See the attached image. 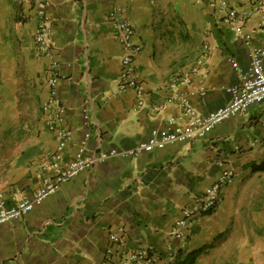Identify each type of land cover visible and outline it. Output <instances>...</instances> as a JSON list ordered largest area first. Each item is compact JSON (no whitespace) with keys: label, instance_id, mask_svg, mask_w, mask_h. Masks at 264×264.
Instances as JSON below:
<instances>
[{"label":"crops","instance_id":"1","mask_svg":"<svg viewBox=\"0 0 264 264\" xmlns=\"http://www.w3.org/2000/svg\"><path fill=\"white\" fill-rule=\"evenodd\" d=\"M16 1L15 36L21 30L25 44L18 52L31 63L25 82L13 65H0V199L8 204L32 196L51 172L57 149L42 109L49 97L48 58L34 42L33 9L23 0ZM229 2L238 10L250 8L248 0ZM5 9L0 0L5 44L0 47L1 60L14 54L4 28ZM47 9L50 40L60 60L63 124L70 132L60 166L99 151L117 153L2 224L0 264H100L109 233L120 225L129 248L148 245L162 252L172 245L177 256L171 264H199L215 241L235 227L244 189L264 176V171L255 169L264 161V102L226 119L204 138L135 156L126 152L178 116L180 109L173 99L177 94L199 114L228 102V88L239 83L232 63L245 70L250 53L264 38L262 13L231 21L210 10L207 1L197 2L183 18L195 46L172 63L162 53L165 20L159 0H49ZM113 10L133 26L134 42L141 46L134 56L135 75L143 88L141 105L133 88L117 89L123 48L105 19ZM186 72L189 84L169 86ZM19 88L30 92V102H22ZM257 108L259 114L253 115ZM226 168L233 170L234 179L221 188L217 207L196 217L184 240L174 239L170 232L180 209Z\"/></svg>","mask_w":264,"mask_h":264},{"label":"built area","instance_id":"2","mask_svg":"<svg viewBox=\"0 0 264 264\" xmlns=\"http://www.w3.org/2000/svg\"><path fill=\"white\" fill-rule=\"evenodd\" d=\"M36 17V27L33 38L38 52L47 56V86L49 89L48 100L42 109L48 114V128L55 134L57 149L53 162L49 165L51 172L42 179L41 184L31 197L22 196L10 204L0 199V226L8 221L22 216L36 204L41 203L47 196L55 193L59 186L85 170L90 169L97 162L107 156L115 155L114 149L99 151L96 156L74 158L60 166L61 152L66 147L70 132L63 124L64 107L58 94L60 80L58 67L60 64L58 52L50 40L51 16L48 12L49 0H23ZM207 1L208 8L223 18L231 21H244L252 12H261L264 19V0H248L249 9L238 10L230 4L229 0H198ZM105 19L111 24L116 39L123 48L120 57V74L117 79L118 91L133 88L137 95L138 104L143 102V88L135 75L134 56L141 50V46L134 42V28L117 11H110ZM232 66L239 74V83L228 88L229 99L226 104L206 114H199L182 94L175 98L180 113L177 117L168 119L166 127L153 132L136 147L126 153L135 156L140 152H151L163 149L166 145L174 143H187L194 139L207 136L217 125L234 116L247 112L249 107L264 102V38L258 49L249 55L248 65L241 70L236 62ZM190 83V73L174 78L169 85L171 88L180 84ZM234 172L231 168L224 169L218 178L203 193L193 197L191 203L179 211V216L174 220L171 236L178 241L184 240L189 228L196 217L211 212L220 202L221 188L233 182ZM108 245L105 249L104 259L100 264H171L177 256V248L170 245L165 251H157L148 245L138 248L127 246L126 230L123 225L109 233Z\"/></svg>","mask_w":264,"mask_h":264},{"label":"rangeland","instance_id":"3","mask_svg":"<svg viewBox=\"0 0 264 264\" xmlns=\"http://www.w3.org/2000/svg\"><path fill=\"white\" fill-rule=\"evenodd\" d=\"M198 0H159V8L164 16L162 53L173 63L179 56L191 52V35L185 26L184 19L188 13L193 12ZM5 9V30L12 40L13 56L1 60L3 67L13 65L15 73L22 82L29 80L30 59L21 55L18 50L25 44L19 36L15 24L18 21V2L16 0H3ZM1 13V10H0ZM17 35V32H16ZM0 47H5L0 32ZM30 92L19 88V98L22 102H30ZM253 115L259 114V108L251 111ZM240 215L235 227H229L223 235L215 241L204 254L199 264H264V176L255 180L252 185L244 189V195L239 207ZM261 248V250H257Z\"/></svg>","mask_w":264,"mask_h":264},{"label":"trees","instance_id":"4","mask_svg":"<svg viewBox=\"0 0 264 264\" xmlns=\"http://www.w3.org/2000/svg\"><path fill=\"white\" fill-rule=\"evenodd\" d=\"M255 169L260 170V171H264V161L261 164H258Z\"/></svg>","mask_w":264,"mask_h":264}]
</instances>
